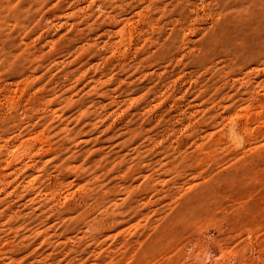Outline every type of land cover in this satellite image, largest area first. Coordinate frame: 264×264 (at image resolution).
Here are the masks:
<instances>
[{"label": "rangeland", "instance_id": "1", "mask_svg": "<svg viewBox=\"0 0 264 264\" xmlns=\"http://www.w3.org/2000/svg\"><path fill=\"white\" fill-rule=\"evenodd\" d=\"M0 264H264V0H0Z\"/></svg>", "mask_w": 264, "mask_h": 264}]
</instances>
